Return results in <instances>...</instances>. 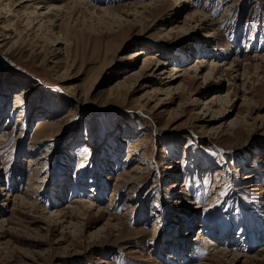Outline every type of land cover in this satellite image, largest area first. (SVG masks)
<instances>
[{
	"label": "rangeland",
	"instance_id": "obj_1",
	"mask_svg": "<svg viewBox=\"0 0 264 264\" xmlns=\"http://www.w3.org/2000/svg\"><path fill=\"white\" fill-rule=\"evenodd\" d=\"M2 4L0 264H264V0Z\"/></svg>",
	"mask_w": 264,
	"mask_h": 264
},
{
	"label": "bare ground",
	"instance_id": "obj_2",
	"mask_svg": "<svg viewBox=\"0 0 264 264\" xmlns=\"http://www.w3.org/2000/svg\"><path fill=\"white\" fill-rule=\"evenodd\" d=\"M4 0H0V4H2V2H3ZM22 1H27V0H22ZM2 7H1V10H4L5 11V13L7 14V15H10V12L12 11L11 9H10V7H9V5L6 3V4H2L1 5ZM6 9V10H5ZM0 10V11H1ZM34 18H36L35 16H34ZM33 17H27V21H28V23H32L33 22V19H34ZM209 35V34H208ZM206 48V47H205ZM207 50V49H206ZM139 51V50H138ZM139 54H143V52H139L138 53V55ZM215 55V54H214ZM198 62H205V59H204V57L202 56L199 60H198ZM223 64H225L224 62L222 63V64H215V65H223ZM208 65V64H207ZM234 65V66H233ZM232 65V63H230L229 64V66H233V67H231V69H233V73H237L238 71H239V66L241 65H239V63H236V64H233ZM197 70H199V71H201V68H199V67H195L194 68V71L196 72ZM214 70L217 72V68L214 66V65H208V67H207V72L206 73H204V75H203V78L204 79H207L208 77H210L213 73H214ZM215 72V73H216ZM198 73V72H197ZM197 73H196V75H197ZM243 74V73H242ZM216 99V98H215ZM218 100H220V99H218ZM17 106V105H16ZM19 107V106H18ZM183 234H185V233H181V236L183 235ZM263 234H264V232H263ZM263 236V235H262ZM186 237V236H185ZM183 239V238H182ZM261 239H263V238H261ZM182 245H180L181 247H179L181 250L180 251H182V252H186V250L185 249H187V242L185 241V240H181V242H180ZM187 253V252H186ZM230 254H232V259L231 260H233V259H235V258H237V256L239 255V254H237V253H234V252H230ZM188 258V257H187Z\"/></svg>",
	"mask_w": 264,
	"mask_h": 264
}]
</instances>
